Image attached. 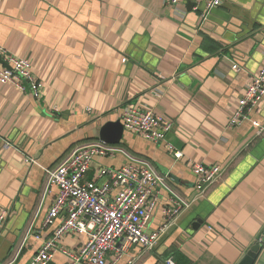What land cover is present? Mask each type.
Returning <instances> with one entry per match:
<instances>
[{"label": "crops", "instance_id": "0c3cea01", "mask_svg": "<svg viewBox=\"0 0 264 264\" xmlns=\"http://www.w3.org/2000/svg\"><path fill=\"white\" fill-rule=\"evenodd\" d=\"M170 1L0 0V47L28 60L43 84L35 100L0 83V207L11 212L0 231V264H28L54 231H41L58 194L43 198L45 169L98 141L100 128L121 121L128 106L172 121L167 141L183 158L166 142L124 130L121 152L95 157L94 170L146 161L185 199L197 194L194 164L226 171L169 223L163 210L171 194L159 186L146 227L167 226L157 247L114 250L108 264H163L173 256L179 264H264V247L255 261L249 257L264 240V136L250 121L229 126L264 65V0H223L204 24L195 11L201 0ZM250 120L264 124V100ZM85 241L71 234L59 247L78 251ZM68 263L58 251L50 264Z\"/></svg>", "mask_w": 264, "mask_h": 264}, {"label": "built area", "instance_id": "2783aa9c", "mask_svg": "<svg viewBox=\"0 0 264 264\" xmlns=\"http://www.w3.org/2000/svg\"><path fill=\"white\" fill-rule=\"evenodd\" d=\"M180 1L171 0L170 3L175 6ZM222 2L201 0L197 4L195 11L199 13L201 24L209 19ZM0 60V83L13 85L20 92L40 100L43 84L33 74L30 62L9 55L3 47H0ZM233 69L240 70L238 66ZM263 100L264 65L239 100L229 126L250 121L257 130V136H264V124L250 120L253 109ZM121 121L124 130L143 136L153 143L166 142L176 160L183 158L182 152L167 141L174 123L157 115L151 108L125 107ZM4 146L9 148L10 143L4 141ZM117 152L121 150L116 145L93 141L74 147L57 166L45 169L43 198L55 188L58 194L44 218L41 231L53 226L55 228L28 264H50L58 251L69 257L68 264H108L109 253L116 250L121 256L134 246L152 251L167 228L164 226L151 233L146 228L158 201V187L165 188L171 194V205L163 210L164 218L169 223L203 197L211 186L222 179L226 171L221 165L194 164L197 194L193 199H185L171 189L168 175L160 174L146 161L132 160L119 169H93L95 157L112 156ZM26 162L35 163L32 158H26ZM10 213L9 209L0 207V231L6 225ZM33 232L34 222L28 227L21 247ZM71 234L86 238L78 251L59 247L61 240ZM36 238L39 239V236ZM163 264L176 263L173 259H167Z\"/></svg>", "mask_w": 264, "mask_h": 264}, {"label": "water", "instance_id": "95a60500", "mask_svg": "<svg viewBox=\"0 0 264 264\" xmlns=\"http://www.w3.org/2000/svg\"><path fill=\"white\" fill-rule=\"evenodd\" d=\"M123 136L124 127L120 120L106 122L99 130V140L110 145H120ZM263 247L264 240L262 243L255 244L250 250L249 257L255 261Z\"/></svg>", "mask_w": 264, "mask_h": 264}, {"label": "trees", "instance_id": "16d2710c", "mask_svg": "<svg viewBox=\"0 0 264 264\" xmlns=\"http://www.w3.org/2000/svg\"><path fill=\"white\" fill-rule=\"evenodd\" d=\"M118 146H119V145H118ZM73 149H74V148H73ZM172 258H173V260L176 262V264H179V259H178L177 257L173 256Z\"/></svg>", "mask_w": 264, "mask_h": 264}]
</instances>
